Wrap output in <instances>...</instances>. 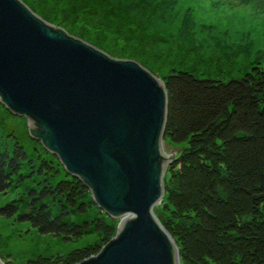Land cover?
<instances>
[{"label":"trees","instance_id":"trees-1","mask_svg":"<svg viewBox=\"0 0 264 264\" xmlns=\"http://www.w3.org/2000/svg\"><path fill=\"white\" fill-rule=\"evenodd\" d=\"M162 81L163 142L176 155L153 211L175 242L180 264H264V69L253 67L227 82L173 70ZM9 136L12 143L0 151V195L27 188L1 205L0 217L63 242L95 237L65 255H40L25 264H78L96 255L118 220L100 211L54 156L37 153L34 166L24 144Z\"/></svg>","mask_w":264,"mask_h":264},{"label":"water","instance_id":"water-1","mask_svg":"<svg viewBox=\"0 0 264 264\" xmlns=\"http://www.w3.org/2000/svg\"><path fill=\"white\" fill-rule=\"evenodd\" d=\"M0 103L25 119L28 136L100 211L119 220L109 242L78 264H180L153 211L173 160L163 149L162 80L44 21L20 0H0Z\"/></svg>","mask_w":264,"mask_h":264},{"label":"rangeland","instance_id":"rangeland-1","mask_svg":"<svg viewBox=\"0 0 264 264\" xmlns=\"http://www.w3.org/2000/svg\"><path fill=\"white\" fill-rule=\"evenodd\" d=\"M20 1L41 19L112 58L137 62L160 80L180 70L227 82L240 79L253 67L264 69V0ZM24 126V118L0 109V151L10 146L9 135H14L31 153L35 166L37 153L45 158L52 155L37 141L24 140L31 139ZM163 149L169 161L175 157V149L165 143ZM26 186L0 195V207L23 195ZM94 240L91 236L63 242L0 217L2 264L65 255Z\"/></svg>","mask_w":264,"mask_h":264}]
</instances>
